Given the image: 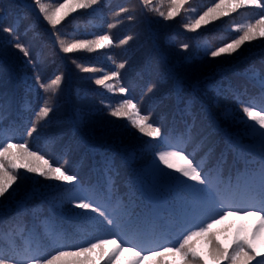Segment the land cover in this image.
Masks as SVG:
<instances>
[{
  "label": "trees",
  "instance_id": "16d2710c",
  "mask_svg": "<svg viewBox=\"0 0 264 264\" xmlns=\"http://www.w3.org/2000/svg\"><path fill=\"white\" fill-rule=\"evenodd\" d=\"M44 2L54 6L57 0ZM152 6H159V0H153ZM211 6L210 0H189L187 5L198 14ZM122 7L130 11L116 15ZM161 10L167 12V0ZM258 12L237 10L192 31L184 24L197 18L194 14L165 20L139 0H99L91 9H77L57 28L61 38L69 42L108 34L113 45L95 52L64 53L51 37V26L33 0H0V27L15 26L20 41L31 44L35 63H28V58L14 47V41L10 42L12 37L0 30V133L15 136L13 143L26 141L31 150L45 155L54 166L66 165L69 174L77 175L84 187L98 188L103 196L110 194L113 206L119 204L124 211L146 217L145 189L166 201L174 180L153 171L150 138L131 127L125 118L111 116L106 105L115 107L123 98H133L143 114L152 113V121L159 123L165 133L173 128L182 132L185 121L194 122L189 151L204 141L196 158H205L211 149L205 159L206 169H214L224 153L223 179L230 163L241 164L246 158H255L251 154L237 157L222 130L246 141L240 133L245 125L242 120L247 119L240 118L244 116L240 102L260 99L258 79L264 77V37L246 41L230 55L214 58L206 55V49L215 50L237 38L242 32L234 31L235 26L254 23L259 18L254 13ZM109 24L114 27L109 29ZM126 37L131 38L120 44ZM182 44L188 47L185 49ZM122 62L125 67L120 70V83L128 90L126 95L95 84V78L114 71L115 65ZM82 67H95L98 71L84 72ZM254 72L258 74L256 78ZM58 75L61 81L55 91L40 87ZM230 87L239 93V99ZM45 100L52 110L38 122L37 131L28 136L27 129L36 121V113ZM186 105L191 106V115L183 112ZM230 106L234 109L230 110ZM19 171L18 180L9 190L11 195L0 197L5 231L11 223L19 222L34 231L43 249L52 254L47 233L53 230L61 232L69 246H86L90 239L94 242L102 230H93L92 222L77 216L80 210H74L67 199L68 186L24 169ZM229 218L237 219H227V225L216 226L223 229L230 225L226 233L219 235L225 244L235 233L237 223L245 227L252 223L247 217ZM45 220L52 223L42 224ZM22 243L17 238V244ZM3 245L4 241H0ZM124 257L117 264H122Z\"/></svg>",
  "mask_w": 264,
  "mask_h": 264
},
{
  "label": "snow or ice",
  "instance_id": "6c2138e0",
  "mask_svg": "<svg viewBox=\"0 0 264 264\" xmlns=\"http://www.w3.org/2000/svg\"><path fill=\"white\" fill-rule=\"evenodd\" d=\"M149 11L157 13L165 20H171L182 14L192 13L197 16L189 23L184 24L186 29L195 31L202 25H207L221 17L228 16L237 10L258 9L259 16L254 23L236 25L233 29L242 32L237 38L232 39L215 50L206 49V55L219 57L223 54L235 53L246 41H253L258 37H264V0H210L212 4L203 14H198L196 9L188 8L189 0H167V12L162 11L164 0H159V6H152L153 0H139ZM99 0H59L53 6L44 0H33L43 19L51 26V37L64 53H73L78 50L95 52L110 48L113 40L110 35H98L94 39H73L70 42L61 38L57 26L77 9H91ZM127 8H120V13L129 12ZM132 15L128 16L131 20ZM3 17L0 16V22ZM114 27L109 24L108 28ZM14 41V47L28 58V63L35 66L31 59V44L20 41L16 35L15 26L0 27ZM131 37L120 41L125 44ZM181 47L187 48V44ZM125 63L115 65V70L102 74L95 78L96 85L102 86L112 93L125 94L127 89L120 83V70ZM84 72L95 73V67H82ZM103 71V70H100ZM258 76L253 73V78ZM40 81V77H35ZM58 75L50 84L41 83L40 87L45 91H55L60 84ZM116 81V83H113ZM261 96L259 101L251 98L247 103L240 102L242 113L246 120L245 127L255 140L253 146L240 144L230 145L237 157L250 155L251 148H258L256 157L248 161L246 165L253 167L247 169V175L251 177L244 186V197L237 201L232 192L231 181L225 184L222 179V165L225 155L221 153L215 169H206L205 158L197 159L196 152L200 150L204 141H199L189 151L188 145L193 142L192 128L194 122L185 121V128L177 132L175 128L167 133L159 123L152 121V113L143 114L138 102L133 98H123L115 107L110 104V115L117 118H125L131 127L139 133L150 138V147L153 150V171L160 175L169 176L182 187L183 200L193 210L191 216L185 219L183 227L176 233L174 239H164L165 233L156 234L147 227V220L140 216L121 209L119 204L113 206L110 194L100 196L94 187H84L80 184L78 176L69 174L66 165L54 166L49 159L39 151H33L27 142L13 143L15 136L0 133V197L6 193L11 195L10 189L20 176V169L26 173L38 174L48 180L62 182L68 186L70 195L68 202L74 210H80L77 216L84 222H92L97 226L100 235L89 240L86 246H69L65 243V236L56 230L47 233L50 237L52 252L43 249L37 234L28 230L25 225L14 222L5 231L0 212V264H117L124 257L122 264H264V77H259ZM239 99V93L231 89ZM152 91L151 88L148 89ZM103 103V101H102ZM51 106L47 100L36 113V121L27 129V135L31 136L37 131L40 120L48 117ZM186 115H191V106L183 109ZM252 123H248V122ZM159 148L160 150H156ZM57 163H59L57 161ZM163 165L164 167H161ZM172 170V171H168ZM179 175H176V174ZM229 217H238L241 220L250 218V227L239 225L228 243H222L219 239L221 232L226 233L230 225L223 229L216 226L223 224ZM50 220L42 221V224H51ZM107 237V238H101ZM17 238L23 241L17 244Z\"/></svg>",
  "mask_w": 264,
  "mask_h": 264
},
{
  "label": "rangeland",
  "instance_id": "374dc122",
  "mask_svg": "<svg viewBox=\"0 0 264 264\" xmlns=\"http://www.w3.org/2000/svg\"><path fill=\"white\" fill-rule=\"evenodd\" d=\"M191 15H193L192 13H190ZM230 110H233L234 108L232 106L229 107ZM236 109V108H235ZM231 114H229L228 118H230ZM241 119L244 118V116L240 117ZM239 122V120L237 121ZM170 171V170H168ZM228 219H237V218H228ZM247 219V218H246ZM224 225H227L226 221L224 222Z\"/></svg>",
  "mask_w": 264,
  "mask_h": 264
},
{
  "label": "bare ground",
  "instance_id": "6f19581e",
  "mask_svg": "<svg viewBox=\"0 0 264 264\" xmlns=\"http://www.w3.org/2000/svg\"><path fill=\"white\" fill-rule=\"evenodd\" d=\"M98 195H100V193H98Z\"/></svg>",
  "mask_w": 264,
  "mask_h": 264
}]
</instances>
